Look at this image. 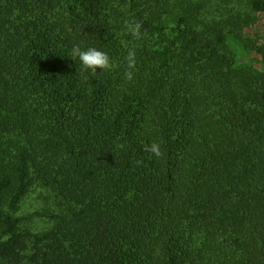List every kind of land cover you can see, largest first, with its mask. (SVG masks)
I'll return each mask as SVG.
<instances>
[{"label": "trees", "instance_id": "obj_1", "mask_svg": "<svg viewBox=\"0 0 264 264\" xmlns=\"http://www.w3.org/2000/svg\"><path fill=\"white\" fill-rule=\"evenodd\" d=\"M250 9L264 0H0V264H264ZM74 44L113 69L82 74Z\"/></svg>", "mask_w": 264, "mask_h": 264}, {"label": "clouds", "instance_id": "obj_2", "mask_svg": "<svg viewBox=\"0 0 264 264\" xmlns=\"http://www.w3.org/2000/svg\"><path fill=\"white\" fill-rule=\"evenodd\" d=\"M128 28L134 36L139 38V23H136L135 25L129 24ZM69 57L75 61H79V71L88 76L95 77L98 69L99 71H111L113 69V61L110 56L106 52L95 47L82 49L79 44H74L70 49ZM125 59L127 61V69L124 72V77L126 80L131 81L133 79V69L135 66V52L129 50ZM144 150L148 153L154 154L156 157L162 155L159 144L155 142L151 145H145Z\"/></svg>", "mask_w": 264, "mask_h": 264}, {"label": "rangeland", "instance_id": "obj_3", "mask_svg": "<svg viewBox=\"0 0 264 264\" xmlns=\"http://www.w3.org/2000/svg\"><path fill=\"white\" fill-rule=\"evenodd\" d=\"M247 13L250 14L249 16H251L253 19L249 21L248 24L247 23L245 24L243 29V34L245 35L246 38H250L252 40L258 41V44L260 45L264 43V11L255 12L250 9L247 11ZM254 56L261 58V55H259L258 53H255ZM250 73L259 76L264 73V67L259 62H256L255 64L251 65ZM31 199L37 200L36 198H32V197ZM44 199L46 200V202L48 201V203L51 206H53V204L55 203L53 198H47V194L46 197H44ZM38 201L39 203H37V206L38 207L42 206L43 203L40 200ZM49 224L50 223L48 218L42 216H37V217L34 216L33 226L35 225L46 226Z\"/></svg>", "mask_w": 264, "mask_h": 264}]
</instances>
